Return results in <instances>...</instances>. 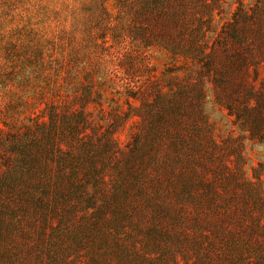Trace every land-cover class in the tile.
<instances>
[{
    "label": "rangeland",
    "instance_id": "rangeland-1",
    "mask_svg": "<svg viewBox=\"0 0 264 264\" xmlns=\"http://www.w3.org/2000/svg\"><path fill=\"white\" fill-rule=\"evenodd\" d=\"M0 264H264V0H0Z\"/></svg>",
    "mask_w": 264,
    "mask_h": 264
}]
</instances>
